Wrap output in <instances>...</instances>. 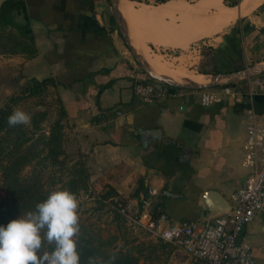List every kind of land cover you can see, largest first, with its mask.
I'll return each instance as SVG.
<instances>
[{"label":"crops","instance_id":"1","mask_svg":"<svg viewBox=\"0 0 264 264\" xmlns=\"http://www.w3.org/2000/svg\"><path fill=\"white\" fill-rule=\"evenodd\" d=\"M23 2L36 53L0 54V66L11 71L13 92L47 81L54 112L96 175L117 190L139 191L134 201L155 189L154 204L177 222L214 216L203 195L229 201L244 185L252 170L247 113L252 109L264 120L263 96L249 101L242 82L235 95L222 86L165 85L162 97L146 100L135 86L151 81L136 68L109 0ZM117 5L137 52L143 41L150 50L210 54L212 67L221 72L215 76L227 72L221 65L233 71L248 67L250 54L264 45V0H118ZM242 240L255 263L264 264V212L239 232L237 241Z\"/></svg>","mask_w":264,"mask_h":264},{"label":"rangeland","instance_id":"2","mask_svg":"<svg viewBox=\"0 0 264 264\" xmlns=\"http://www.w3.org/2000/svg\"><path fill=\"white\" fill-rule=\"evenodd\" d=\"M259 11L258 8L256 13H259ZM18 18L19 16H15L14 19L19 22ZM16 34L15 29L4 28V31L0 33V44L7 43L8 37ZM2 48L0 49L2 50ZM259 49V53L252 52L250 54V61L246 64L247 66L264 64V45L262 44ZM148 50L152 63L163 72V75L165 73L171 79L179 82L183 81L184 83L189 82L194 77L204 75L205 82L203 83H208L215 78L213 73L216 72V68L212 67L210 54H205L200 58L199 53L194 50H162L155 48L151 50L148 48ZM208 52L212 53L209 50ZM134 62L136 68L142 71L135 58ZM220 67L227 71L225 73L232 72L234 69L228 67V65H221ZM147 79L156 82L149 77ZM13 83L11 71H7V69L0 66V108L6 105L12 96H17L12 110L25 111L32 117L31 124L24 126L28 132L27 135L29 136L31 132L36 135L41 132L48 134L50 126L61 121L58 113L54 112L55 105L53 106L48 99L50 93L46 94L44 89L35 95L25 94V87L32 85L34 82L19 87L13 92L12 90L15 87ZM50 98L52 100L54 97ZM60 124L63 126L62 151L59 153L57 161L51 163L49 159L45 158V152H43L31 164L24 167L23 174L37 175L46 198L53 191L68 190L71 192L72 180L78 181L77 190L73 193L80 202L81 232L79 237L90 239L94 244L102 242L105 244L104 248L109 250H116L121 247L123 249L132 248L134 253L140 256L142 264H149L150 262L153 264H198L177 247L152 237L148 231L133 224L124 216L120 211L121 207L128 201L139 204L140 201H134L139 191L133 189L130 191L117 190L116 187L110 186L103 177L96 175L94 168L87 160L86 154L81 152L76 142L66 134L64 124L62 122ZM0 144L4 149L7 142H3V144L0 142ZM80 169L85 174L78 175ZM8 202V195L0 172V207ZM153 248L156 250L154 253L149 254ZM138 249H141V252H136ZM101 264H104V262Z\"/></svg>","mask_w":264,"mask_h":264},{"label":"built area","instance_id":"3","mask_svg":"<svg viewBox=\"0 0 264 264\" xmlns=\"http://www.w3.org/2000/svg\"><path fill=\"white\" fill-rule=\"evenodd\" d=\"M244 84L249 101L256 95L264 97V75L249 78ZM164 86L158 81L140 82L135 91L142 98L152 100L166 93ZM237 86H225L223 91L235 95ZM201 100L208 103L207 96ZM246 130L247 157L252 170L244 185L231 193L230 210L201 221H173L154 204L152 197L157 192L150 189L139 204L128 201L120 211L152 237L177 247L198 264H256L248 244L237 241L239 232L264 212V120L252 109L247 113Z\"/></svg>","mask_w":264,"mask_h":264},{"label":"trees","instance_id":"4","mask_svg":"<svg viewBox=\"0 0 264 264\" xmlns=\"http://www.w3.org/2000/svg\"><path fill=\"white\" fill-rule=\"evenodd\" d=\"M18 15H22L24 22L20 23L14 19ZM6 27L15 29L17 34L10 35L7 43L0 44V48L3 47L0 53L23 54L28 57L36 53L23 0H2L0 3V33ZM8 45L10 46L7 47ZM214 73L221 72L216 70ZM46 83L45 80L35 81L32 85L25 87L24 93L35 95L45 89ZM16 98L17 96H12L8 103L0 108V142L2 144L7 142L4 149L0 144V172L9 200L0 207V225H6L10 220L23 217L29 211H35L36 205L47 199L37 175H25L23 169L43 152L46 159L55 163L62 151L63 126L60 122L52 124L48 134L41 132L36 135L31 132L29 136L23 125L17 127L8 125V117L14 112L12 106ZM80 174H85L82 169L78 172V175ZM77 182L72 180V193L77 190ZM104 247L105 244L102 242L94 244L90 239L79 237L78 251L81 254V264H87L89 257H98L104 264H142L140 256L134 253L132 248L121 247L109 250ZM48 250L51 251V246ZM155 250L153 248L149 254L154 253ZM136 252H141V249Z\"/></svg>","mask_w":264,"mask_h":264},{"label":"clouds","instance_id":"5","mask_svg":"<svg viewBox=\"0 0 264 264\" xmlns=\"http://www.w3.org/2000/svg\"><path fill=\"white\" fill-rule=\"evenodd\" d=\"M31 115L14 110L8 125L29 126ZM80 202L68 191H53L35 211L0 225V264H81L78 251ZM51 246V251L47 248ZM87 264H101L89 257Z\"/></svg>","mask_w":264,"mask_h":264},{"label":"water","instance_id":"6","mask_svg":"<svg viewBox=\"0 0 264 264\" xmlns=\"http://www.w3.org/2000/svg\"><path fill=\"white\" fill-rule=\"evenodd\" d=\"M2 0H0V3ZM112 12L114 14L116 23L118 25V30L121 33L122 37L124 38L130 52L132 53L135 60L139 63L142 71L151 79L158 81L164 85H168L170 87L174 88H183V89H191V90H202L207 88H215V87H225L229 85H236L240 84L244 81H246L249 78L263 75L264 74V64H258V65H251L236 71H232L225 74H217L213 80H211L208 83H195V82H184V83H178L172 80L169 77L160 76L156 73H154L148 63L145 61L143 56L138 53L134 46L131 44L128 32L126 30V27L124 25L122 16L118 9V0H109ZM212 192L205 193L204 196V202L206 203L207 209L215 214H220L225 211L230 210V202L226 200L221 195L214 194V199L212 198ZM211 196V198H210Z\"/></svg>","mask_w":264,"mask_h":264},{"label":"bare ground","instance_id":"7","mask_svg":"<svg viewBox=\"0 0 264 264\" xmlns=\"http://www.w3.org/2000/svg\"><path fill=\"white\" fill-rule=\"evenodd\" d=\"M250 0H247V2H249ZM248 11V10H247ZM198 32H201V30L200 31H198ZM148 46H146L145 45V43H143V41L141 42V44H140V46L138 47V52L143 56V58L145 59V61L148 63V65H149V67H150V69L154 72V73H156V74H158V75H162V76H165V77H167L166 75H165V73H164V75H163V72L162 71H160L156 66H155V64H153L152 63V61H151V59H150V53H149V50H148ZM135 49V48H134ZM136 50V49H135ZM175 81V80H174ZM199 81H202V82H199ZM207 81V80H206ZM175 82H178V83H183V81H178V80H176ZM189 82H195V83H203V82H205V78L204 77H198V78H192Z\"/></svg>","mask_w":264,"mask_h":264}]
</instances>
